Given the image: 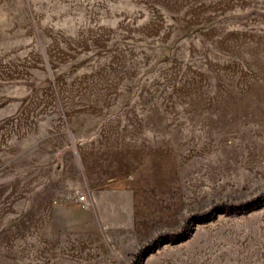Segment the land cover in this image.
I'll return each mask as SVG.
<instances>
[{"label": "rangeland", "instance_id": "374dc122", "mask_svg": "<svg viewBox=\"0 0 264 264\" xmlns=\"http://www.w3.org/2000/svg\"><path fill=\"white\" fill-rule=\"evenodd\" d=\"M0 264H264V0H0Z\"/></svg>", "mask_w": 264, "mask_h": 264}, {"label": "trees", "instance_id": "16d2710c", "mask_svg": "<svg viewBox=\"0 0 264 264\" xmlns=\"http://www.w3.org/2000/svg\"><path fill=\"white\" fill-rule=\"evenodd\" d=\"M165 237H166L165 235H160V236H158V237L152 239V241L149 243V245L154 246L155 243H156V241H157V238H158V239H159V238H161V239H165ZM140 252L143 253V252H145V251H144V250H141ZM137 257H138V256H137Z\"/></svg>", "mask_w": 264, "mask_h": 264}, {"label": "built area", "instance_id": "2783aa9c", "mask_svg": "<svg viewBox=\"0 0 264 264\" xmlns=\"http://www.w3.org/2000/svg\"><path fill=\"white\" fill-rule=\"evenodd\" d=\"M79 202H80V203H84V197H83V196H80V197H79Z\"/></svg>", "mask_w": 264, "mask_h": 264}]
</instances>
